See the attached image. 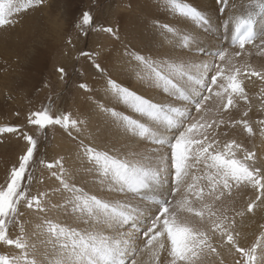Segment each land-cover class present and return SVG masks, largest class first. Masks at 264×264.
<instances>
[{"label": "snow or ice", "instance_id": "obj_1", "mask_svg": "<svg viewBox=\"0 0 264 264\" xmlns=\"http://www.w3.org/2000/svg\"><path fill=\"white\" fill-rule=\"evenodd\" d=\"M212 2L221 7L160 0L157 10L175 19L159 22L161 17L153 16L151 26L146 19L127 40L112 26L96 29L121 45L119 69L103 64L102 51L80 53L100 75L107 97L94 107L127 138L123 142L111 140L101 147L94 136L86 143L80 139L86 122L70 112L57 114L50 104L29 112V125L39 130L59 126L77 142L75 167L64 157L40 161L55 169L51 176L58 187L50 191L60 194L58 203H52L48 191L31 194L37 139L20 126H0V134H18L26 142L0 183V244L17 250L0 254V264H137L138 253H147L154 264H161L162 256L167 264H205L213 256L223 264L222 250L233 255L235 264H264V232L245 246L236 228L238 217L264 208V167L257 166L254 152L236 139L222 141L218 132L221 126L242 125L249 136L254 134L247 119L226 122L223 113L238 100L248 102L245 78L264 80V70L241 62L247 46L264 51V0H241L231 8L228 0ZM49 3L0 0V29ZM92 24L85 11L76 27L87 34ZM221 30L234 51L217 47ZM58 72L63 79L64 68ZM121 75L164 93L167 101L133 90ZM78 87L93 92L87 83ZM242 191L254 198L237 208L236 194ZM22 202L38 213L29 227L20 219ZM10 226L18 228L14 237Z\"/></svg>", "mask_w": 264, "mask_h": 264}, {"label": "bare ground", "instance_id": "obj_2", "mask_svg": "<svg viewBox=\"0 0 264 264\" xmlns=\"http://www.w3.org/2000/svg\"><path fill=\"white\" fill-rule=\"evenodd\" d=\"M195 2L203 8L218 9L221 7L220 4H214L212 0H195ZM233 2L240 3L241 0H228L229 8H231V5ZM122 3H123L122 9L125 8L126 11L125 13L120 12L121 13L120 30L125 40H127L129 32L140 31L143 26V21L146 19L149 20L150 26L154 22L152 20L153 16L159 15L161 17L159 22H164V19H163L165 15L164 9L160 8L159 10H157L156 5L152 2V0H123ZM28 15H30V12H27V16ZM219 15H220L219 13H216V16H219ZM58 16L59 15H56L53 18L54 19L53 22L55 24L58 23V19H57ZM38 18H39L38 15L37 17L35 15H33L32 17L28 16L26 20L22 19L20 24L17 26L21 25L22 29H24L23 31L29 34H32V35H36L37 34L35 32L37 30L36 22ZM174 19L175 18L169 20L168 22ZM65 23L66 22H62L59 25H64ZM30 26H33V28H29V29L26 28ZM68 29L69 27L62 29L65 38L67 37L66 35L69 33V32L65 33ZM16 31H19V27L13 26V27H7V28L0 29V43H2V46H3L1 49H4L3 52L1 51V49L0 51L4 55V58L8 62L12 63L11 65L12 67H18V68L21 67L23 70V73H25V79L27 80V85L24 81L21 82L22 92L19 96V104L16 106V110H20V106L24 105V103L26 102H28L27 104L28 106L32 107L31 98H33L37 94L36 91H33V89H31V87L33 86V83H35L37 79L36 75L32 73V70L38 72L40 69L46 67V63H48V66H49L51 64L50 56H52L54 50L59 47L60 42H52L51 45L49 43H46L43 48H37V47H34L35 42L33 38L24 42L22 41V35H21L19 37L21 41L16 42V36L13 35ZM70 36L72 35L70 34ZM100 39L106 43L105 45L109 44V46H106L105 50H103L105 45H103V47L101 48V51L102 52L104 51L102 53V56L104 57L106 56V60L103 62V64L105 66L114 65L117 69L121 68L122 67V61L120 59L121 51H122L121 45L113 38L110 39V37H108L109 40L106 41L107 39L102 36L101 38H98V39L94 38L92 40V49H94V47L100 46V42L99 44L96 43V41L98 42V40ZM157 39H159V37H157ZM36 41L38 42V44L42 42H46L45 38L43 37H40V39ZM215 43L217 44V47L222 46L224 48H228L230 52L235 50V49H231L228 46V42L222 39V30H221V35L218 36L217 41H215ZM257 43H259V41H257ZM3 44L5 45V47ZM139 46L143 47V45H139ZM247 48H248V54H246L245 56L241 58V62L249 63L248 59H250V57L252 56L254 58L252 59V61H250L249 64H251L257 70H264V56H262L264 55V51H262L261 49L257 47H252V46H247ZM63 53L64 54L66 53V49H64ZM68 54L69 53H66V55ZM13 59L19 60L18 63H13L12 62ZM65 60H67L68 62L69 57H66ZM79 62H80L79 70H80V73L82 74V80L84 83H87L89 87L93 90L92 93H86L79 88L76 89L75 92L72 93V95L73 94L74 95L68 107L69 108L68 112H70L74 118L78 117L80 119H83L86 122L85 125L81 127L80 139H84L85 142L88 143L95 136L97 137L96 143L101 147H103L105 143L111 140L118 139L121 142H123L127 138L121 136L117 132V130L108 123V121L104 118V116L101 115L94 107V102H96L97 100L99 102H103L107 100V97L104 95V90L101 84L100 75L96 72V70L92 67V65L89 64L85 59H81ZM65 64L67 65V63ZM119 78L122 81H124L128 86L133 88V90H137L143 95L152 97L162 102L167 101L168 99V97L164 93L158 90L146 89L144 86L140 85L137 81H135L130 76L121 75ZM14 79L15 77L14 78L7 77L5 79V82L2 88L10 89ZM244 87H245V91L247 94L251 89H257L258 87L264 91V81L262 83H253L251 85L248 78H245ZM32 91L34 92V96L31 95ZM88 95H92L94 97L93 101H88L86 99V96ZM34 102L35 101H33V103ZM257 105L262 108L264 107V105H261V104H257ZM247 107L248 106L246 102H244L243 100H238L236 107L230 108L227 112L223 113V118L225 119L226 122L229 120L235 121L242 114L243 111H246ZM121 109L124 111H128L127 109H123L122 106H121ZM22 110H23V107H22ZM262 111H264V109ZM14 112L15 110L12 109L7 114H10L11 116L12 114H14ZM192 116L196 117L197 113L193 111ZM256 127H258V129L261 130V128L264 127V125H260L257 122ZM50 128L54 134L53 135L54 140H55L54 144L58 146L57 149L55 150L56 154L54 153L55 158L53 156L52 157L54 158V160L59 157H64L68 165L75 167L76 166L75 154H76V143L77 142L73 141L67 135V133L64 132V130L61 129L59 126H55V127L50 126L49 130ZM218 132L220 133V139L222 141H226L228 139H236L238 142L243 144L244 147L247 148L249 151L254 152L257 166L264 167V137H260V138H263V141L258 143V141L254 139L253 141H250V142H249V139H244L241 132L237 129L234 131H231L229 135L227 134L226 136L224 135L223 131H219V129H218ZM11 150L12 149H10V153H12ZM1 152H2V146H0V164H2L1 162L3 160V157L7 156V153H8L5 151L3 154H1ZM259 160L261 163H258ZM51 171H55V169H51L47 174H43L41 179H44V181L41 184L34 183L36 187V191L35 193H33V195L48 191L52 203H58L60 201V194L58 193L53 194L50 191L58 187V181H56V179L51 176ZM4 174H6V172H3L0 170V183L4 177ZM39 181L41 180H38L37 182ZM251 198H254L251 192L242 191L239 194H236V207L237 208L244 207L246 205V202L250 200ZM37 216H38V213H36L34 210L26 209L24 215L20 217V219L23 221H26L27 223L25 226L29 227L31 224H34L35 222H37ZM255 220L257 221L259 220V221L257 222ZM262 226H264V208L263 209L261 208V210H258V212L256 210L254 214H249L248 216H245L244 218L238 217L237 222H236V228H237V231H239L241 234L242 245L250 246L252 243L256 242L257 237L262 232H264V227ZM16 231L18 232V229ZM17 232L15 233V235L17 234ZM2 253L6 254L4 251H1V254ZM221 254L223 256V264H235V259L233 255L228 254L227 251L225 250H222ZM148 259H149V255L147 253L137 254V264H150V261ZM161 260L163 261V258H161ZM205 264H220V260L213 256V257H210L208 260H206Z\"/></svg>", "mask_w": 264, "mask_h": 264}, {"label": "rangeland", "instance_id": "obj_3", "mask_svg": "<svg viewBox=\"0 0 264 264\" xmlns=\"http://www.w3.org/2000/svg\"><path fill=\"white\" fill-rule=\"evenodd\" d=\"M122 1L123 0H50V3L48 5L28 11L30 12V15L28 16H39L36 22V35H32L23 31L24 29H22L21 25L17 26L20 24L22 19L26 20V18L28 17L27 12L21 13L16 17V19H18L19 21L15 24L16 27H19V31H16L13 34L16 36V42L21 41V39H19L21 35L22 41L24 42L33 38L35 42L34 47L37 48H43L46 43H49L51 45L52 42H60L59 47L56 48L52 56H50L51 64L48 66V63H46V67L40 69L38 72L32 70V73L35 74L37 78L35 83H33V86L31 87L33 91L37 92L36 96H34L33 91V94L31 93V95L34 96L33 98H31V102L33 103V101H35L33 104L31 103L32 107L28 106V102H26L24 103V105L20 106V110H16V106L19 104V96L22 92L21 82L24 81L27 85V80L25 79V73H23L21 67H12V63L8 62L4 58V55L1 53V51L3 52L4 49H1L3 46L2 43H0V126H20V131L27 132L28 134L33 135V137L38 141L37 153L31 165V174L33 176V181L30 187L32 195L36 191L35 184H41L44 181V179H41L43 174H47L50 171V169L46 168L43 164L40 163V161H54L56 154L55 150L58 146L54 144V134L51 131V128L50 130L49 127L44 130H39L35 126L29 125L27 123L28 114L31 111H35L49 104L57 114L68 112L69 104L74 95H72V93H74L75 90L79 88L78 85L80 83H84L82 80V74L79 70V61L81 59H85L89 64H91L90 61L86 57L81 56L80 53L101 51V48L106 43L100 39L98 40V42L96 41V43L98 44L100 42V46L94 47V49H92V40L94 38L98 39L103 36L107 39L106 41L109 40L108 37H110V39L112 38L109 34L103 31H98L96 29L107 26H112L114 28L120 29L121 13H125L126 11L125 8L122 9ZM152 2L157 5L160 0H152ZM85 11L89 12L93 17V24L85 29L87 34L76 27V24L81 20L82 13ZM56 15H59L57 18V24L53 22V18ZM173 18L174 17L169 16L167 13H165L163 17L164 22H168ZM62 22L66 23L64 25H59ZM66 27H69V29L65 33H69L65 38L62 29H65ZM26 28H33V26ZM70 34L72 36H70ZM40 37L45 38L46 42L38 44L36 40H39ZM69 41H71V43H69ZM106 46H109V44L105 45L103 50H105ZM64 49H66V53H69L68 55H66V53H63ZM66 57H69L68 62L67 60H65ZM103 57L104 56H101L102 62L106 60V56L104 58ZM253 58L254 57L251 56L250 59H248V62L250 63ZM18 61L19 60L17 59L12 60L13 63H18ZM65 63H67V65ZM59 68H64L65 70L63 79H61V73L58 72ZM12 76H14L15 79L13 80L10 89L2 88L5 79L7 77L14 78ZM248 80L251 85L253 83H262L264 81L257 77H250L248 78ZM247 96L248 102L246 104L248 107L246 111L248 112V115L245 117L243 115L245 111H243L236 120L247 119L253 127L254 134L249 136L243 130L242 125H236V127L234 128L221 126L219 128V131H223V133L227 132V134L229 135L231 131L237 129L241 132L244 139H249V142L253 141L254 139L259 143L263 141V138L260 137H264V135H261V130L256 127V123L264 120V111H262L264 107H259L257 104L264 105V91L259 87L257 89H251L248 92ZM12 109L15 110V112L10 116V114L7 113ZM0 146H2L1 154H3L5 151L8 152L7 156L3 157V160L1 162L2 164H0V170L6 172L3 179L1 180L2 183L5 180L10 167L17 162L18 156L21 155L23 150L26 148V142L22 138H20L18 134L6 133L0 134ZM10 149H12V153H10ZM258 163H261L260 160L258 161ZM38 180H41L42 182H37ZM26 209L27 208L22 202L20 205V211L23 213V215ZM258 210H261V208L257 209V212ZM17 229L18 228L14 226H10V235L14 237ZM11 250L12 247L0 244V254L1 251H4L6 254H16L17 250H15L14 248L12 251Z\"/></svg>", "mask_w": 264, "mask_h": 264}]
</instances>
